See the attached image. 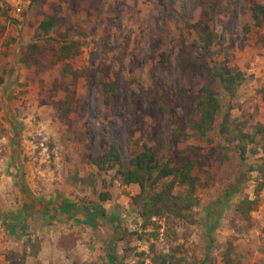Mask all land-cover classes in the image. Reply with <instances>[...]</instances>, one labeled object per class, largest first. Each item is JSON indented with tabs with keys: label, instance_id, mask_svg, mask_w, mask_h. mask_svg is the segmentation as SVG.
<instances>
[{
	"label": "rangeland",
	"instance_id": "1",
	"mask_svg": "<svg viewBox=\"0 0 264 264\" xmlns=\"http://www.w3.org/2000/svg\"><path fill=\"white\" fill-rule=\"evenodd\" d=\"M255 4L264 0H0V245H12L0 247V264H23L36 252L42 238L31 229L41 222L31 219L50 207L55 264H154L166 253L185 264H224L227 245L233 262L264 264V184L246 214L235 210L264 177L249 168L264 162L260 145L248 144L240 160L217 129L199 137L191 127L196 92L210 79L196 69L205 61L243 74L232 98L210 80L218 119L228 110L232 128L256 139L264 131V23L251 20ZM49 15L54 25L37 36ZM71 43L62 56L60 46ZM110 139L123 164L143 145L161 162L191 161L196 205L184 218L141 227L130 199L137 185L96 164ZM3 218L23 233L13 238Z\"/></svg>",
	"mask_w": 264,
	"mask_h": 264
},
{
	"label": "trees",
	"instance_id": "2",
	"mask_svg": "<svg viewBox=\"0 0 264 264\" xmlns=\"http://www.w3.org/2000/svg\"><path fill=\"white\" fill-rule=\"evenodd\" d=\"M251 20L255 26H259L264 23V6L255 4L251 7ZM55 18L53 15H49L43 18L36 26L37 36H43L54 25ZM209 33H204L201 41L203 45L201 48H206V43L210 40ZM69 45H61L60 53L62 56H68L72 51L69 52ZM36 49V47H33ZM183 64V65H182ZM185 63H181L180 67L183 68ZM196 69L204 73L210 79L202 84L195 97V108L198 112V118L191 125L192 130L197 136L203 137L206 132L215 128L217 134L221 136L226 144L235 142L238 152V158L243 160L246 152V146L248 144L257 145L259 144L261 151L264 153L263 134L264 131L260 127L255 130L258 138H255V134L242 132L237 128H232V120L229 117V111L225 110L221 117L218 119L220 113V100L216 93L212 91L211 79H217L221 94L232 98L235 95L237 86L243 79V74L240 71H232L226 74L212 70L205 61H202L197 65ZM217 122L216 125H214ZM215 126V127H214ZM256 149L251 147V153H255ZM264 160V157L263 159ZM96 163L98 167L104 164L110 169L115 168L114 172L120 183L136 184L138 187V193L133 195L131 199L132 208L141 220V227L147 225H153V218L155 219H179L186 216V212L196 205L197 199L195 196V189L197 184L196 177L191 174L193 163L189 160L183 161L180 164H168L167 162H161L153 150L143 145L140 150L136 151L131 155L125 164L121 163L120 155L118 153L116 141L113 139L109 140L108 148L105 153V157ZM263 163H259L256 167L250 166V170L257 172H264L262 169ZM171 177V180L157 188V185L162 180ZM264 179V177H263ZM256 186L255 197L253 199L243 201L241 204H237L235 210L239 214H246L256 204L257 193L262 188L264 182ZM175 186L182 188L181 195H174L172 190ZM109 197L106 192H99L97 198L100 201L107 200ZM51 214V213H49ZM88 214V213H87ZM39 216V215H38ZM52 218V215H50ZM90 217V216H89ZM40 218V217H38ZM36 219V217L32 218ZM32 222V221H31ZM1 223L10 229L22 232L20 223L14 221H7L5 218L2 219ZM34 224V223H32ZM230 245H227L225 252L222 253V259L224 264H238L233 262V259L228 256V250ZM8 264H15L14 261L7 259ZM154 264H185L178 258H175L172 253L166 254H155L153 256Z\"/></svg>",
	"mask_w": 264,
	"mask_h": 264
},
{
	"label": "crops",
	"instance_id": "3",
	"mask_svg": "<svg viewBox=\"0 0 264 264\" xmlns=\"http://www.w3.org/2000/svg\"><path fill=\"white\" fill-rule=\"evenodd\" d=\"M42 208V207H41ZM44 209V207H43ZM44 211V210H43ZM42 209L36 212L35 215H39L38 217H36V219H31V221H34V224H38V222L40 221L41 224L33 226V228L31 229L32 231L34 230L36 232V234L39 236V238L41 237L42 240L39 242V247L36 250V252L34 254H27L25 257V260L23 262V264H55V262L57 263V257H55V247H56V243H55V209H51V207L49 208V210H46L43 212ZM51 213V214H49ZM88 214L85 213L86 217L85 219L81 218V220L86 221V223H89V221H91L92 217L94 216L92 213H94V211H89L87 212ZM50 215H52V218L47 219L48 217H51ZM90 216V217H89ZM47 219V220H46ZM47 221V222H46ZM49 221H53L52 228L54 229L53 232H51L50 234L48 230L49 228H51V225H47L46 223H48ZM15 222V221H14ZM44 222V223H43ZM21 224V223H20ZM33 224V225H34ZM5 226V225H4ZM5 226V230H7L9 233L13 234L14 230L10 229L9 227ZM40 234V235H39ZM14 234H13V238H14ZM11 247L12 245H10V242H7L6 240L2 242V245H0V247ZM108 263L112 264V261L107 260Z\"/></svg>",
	"mask_w": 264,
	"mask_h": 264
}]
</instances>
